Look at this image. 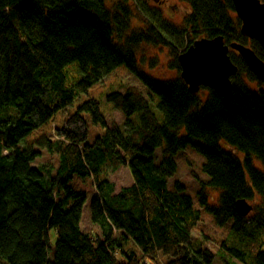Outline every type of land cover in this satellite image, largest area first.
I'll list each match as a JSON object with an SVG mask.
<instances>
[{
	"label": "trees",
	"instance_id": "1",
	"mask_svg": "<svg viewBox=\"0 0 264 264\" xmlns=\"http://www.w3.org/2000/svg\"><path fill=\"white\" fill-rule=\"evenodd\" d=\"M184 1L191 8L177 25L145 0H0V263L216 264L193 236L202 218L194 198L186 185L169 183L176 156L190 147L205 159L208 176L198 203L218 226L231 224L219 255L226 264H236L233 257L264 264V170L252 157L264 162V82L232 50L239 70L233 90L191 93L178 62L202 37L224 35L262 59L264 48L242 34L233 0ZM144 43L165 46L178 76L144 71L137 53ZM121 66L151 97L136 89L107 94L125 116L111 126L102 101L88 98L55 127L57 138L40 143L59 156L57 165L34 166L42 152L20 144ZM90 123L106 131L93 142ZM123 166L133 182L117 192L110 173ZM76 176L96 190L90 208L97 233L82 230L89 193L72 186ZM212 187L221 191L217 204ZM241 197L258 201L253 214L238 211Z\"/></svg>",
	"mask_w": 264,
	"mask_h": 264
},
{
	"label": "rangeland",
	"instance_id": "2",
	"mask_svg": "<svg viewBox=\"0 0 264 264\" xmlns=\"http://www.w3.org/2000/svg\"><path fill=\"white\" fill-rule=\"evenodd\" d=\"M147 8L150 10L157 9L161 12L164 19L171 20L175 24H180L184 20L185 14L191 8L189 4L184 0H145ZM136 9V8H135ZM139 10L136 9V15L138 16ZM133 24L140 25L141 23L137 18H133ZM138 64L139 66L149 74H151L156 79L167 80L169 78H175L178 76V71L171 67V60L173 58L169 50L160 44H142L138 50ZM255 86V85H254ZM130 89H136L142 93V95L148 99L150 98V90L147 88L137 75H134L126 66H121L114 70L111 74L107 75L104 80L94 84L87 93H82L76 98V101L72 107L67 109L61 114L56 115L49 123L40 127V129L32 132L20 145L24 148V145L28 148H32L36 151L42 152V156L33 163L36 166L39 163L46 162L53 163L57 165L58 157L55 154L49 155L50 153L47 149L40 145L41 141L45 139L57 138L55 131L56 126H62L64 119L70 114L77 111V108L88 98L96 97L102 101V109L106 112V119L108 124L111 126L113 123L121 124L125 120L124 114L113 108V104L107 101L106 95L120 91L126 93ZM90 142L95 140V137L103 135L106 131L102 126L94 125L90 123ZM234 151V150H233ZM235 152V151H234ZM237 157H244V154L240 151L236 152ZM254 159V165L257 168L264 170V162L256 156H252ZM178 160V172L172 178H170L169 183L171 188L174 187L176 182H181L186 185L187 193L194 198L196 207L200 209L202 214L201 220L197 224V228L194 230L193 236L196 240L201 239L203 241L204 247L210 248L216 254V264H226L224 258L219 255L220 250L224 249L222 246L223 242L228 238L230 232L231 224L226 226H218L215 223L212 214L207 213L200 203H198V190L201 188V181H206L208 176L203 170V165L205 164V159L203 156L190 147L185 148L176 156ZM52 164V165H53ZM110 179L117 185V192L124 187L130 186L133 182L132 173L130 169L123 166L119 168L118 171L110 173ZM201 180V181H200ZM73 187L82 188L89 193V201L84 207V213L82 217L81 227L85 232H99L100 229L93 223L91 219V208L90 201L96 194V190L91 183L90 179L82 181L78 176L71 183ZM210 201L211 203L217 204L221 191L217 188H209ZM258 201L251 200L250 203L256 204ZM254 212L252 211V214ZM55 238V232H52ZM130 249L137 250V253L142 256L143 252L135 243V241H130L128 244ZM226 252V251H225ZM236 264H245L239 261L237 258L233 257L232 260ZM4 264V263H0Z\"/></svg>",
	"mask_w": 264,
	"mask_h": 264
},
{
	"label": "water",
	"instance_id": "3",
	"mask_svg": "<svg viewBox=\"0 0 264 264\" xmlns=\"http://www.w3.org/2000/svg\"><path fill=\"white\" fill-rule=\"evenodd\" d=\"M233 2L237 16L242 21V34L251 40H258L264 48V1L233 0ZM232 50L238 52L246 60L249 69L264 82V59L259 56L256 49L237 41L227 44L224 35L202 37L178 55L181 76L189 85L191 93L199 92L203 86L223 92L233 90L232 78L239 70L238 65L231 59ZM237 201L238 211L244 216L250 215L254 204L244 197Z\"/></svg>",
	"mask_w": 264,
	"mask_h": 264
}]
</instances>
